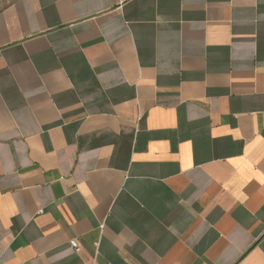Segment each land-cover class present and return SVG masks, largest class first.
Masks as SVG:
<instances>
[{
	"label": "crops",
	"instance_id": "0c3cea01",
	"mask_svg": "<svg viewBox=\"0 0 264 264\" xmlns=\"http://www.w3.org/2000/svg\"><path fill=\"white\" fill-rule=\"evenodd\" d=\"M0 264H264V0H0Z\"/></svg>",
	"mask_w": 264,
	"mask_h": 264
},
{
	"label": "built area",
	"instance_id": "2783aa9c",
	"mask_svg": "<svg viewBox=\"0 0 264 264\" xmlns=\"http://www.w3.org/2000/svg\"><path fill=\"white\" fill-rule=\"evenodd\" d=\"M71 246L76 250L79 249L78 243L76 241H71Z\"/></svg>",
	"mask_w": 264,
	"mask_h": 264
}]
</instances>
